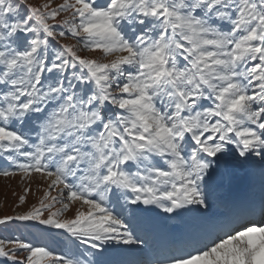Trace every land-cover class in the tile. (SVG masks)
<instances>
[{"label":"snow or ice","instance_id":"6c2138e0","mask_svg":"<svg viewBox=\"0 0 264 264\" xmlns=\"http://www.w3.org/2000/svg\"><path fill=\"white\" fill-rule=\"evenodd\" d=\"M254 157L264 0H0V177L25 206L0 226L85 246L0 236V264H264V197L216 211L217 174ZM156 209L193 223L153 249Z\"/></svg>","mask_w":264,"mask_h":264},{"label":"bare ground","instance_id":"6f19581e","mask_svg":"<svg viewBox=\"0 0 264 264\" xmlns=\"http://www.w3.org/2000/svg\"><path fill=\"white\" fill-rule=\"evenodd\" d=\"M216 183L220 186L218 195L221 201L218 203L216 211H225L226 203L243 202L247 200L259 201L264 196V168L259 164V158L254 157L253 161L244 165H229L216 176ZM166 215V214H165ZM159 209L140 218V225L149 235L152 248L163 247L176 229L193 223L191 217L182 220H167ZM59 254H70L83 252L85 246H79L64 235L53 244ZM148 251L145 250L143 256L139 254L127 257L128 259H146Z\"/></svg>","mask_w":264,"mask_h":264},{"label":"rangeland","instance_id":"374dc122","mask_svg":"<svg viewBox=\"0 0 264 264\" xmlns=\"http://www.w3.org/2000/svg\"><path fill=\"white\" fill-rule=\"evenodd\" d=\"M57 2H59V0H57ZM96 55H99V53ZM3 164L4 161L0 160V165ZM40 183L39 177L34 176L31 184L33 192H37ZM22 187L21 177L19 175L14 178L0 177V217H3L4 215H13L16 212L23 211L25 209V206L17 207V198L12 195L13 192L20 193L22 191ZM39 195V192H37L36 195L30 193L28 196V204L31 205L36 203ZM162 214L165 215L164 213ZM60 235L61 234L59 232L54 233L55 240L42 237L39 232H36L34 229H25L24 226L18 222L6 226H0V236L2 237L19 236L21 238L31 240L33 243L47 244L51 249H54L57 254L59 253L56 251L53 244L59 239ZM107 247L111 248L112 246L109 245ZM77 254L78 253H75L74 255Z\"/></svg>","mask_w":264,"mask_h":264}]
</instances>
